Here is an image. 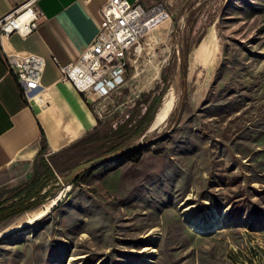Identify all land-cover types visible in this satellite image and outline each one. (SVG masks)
<instances>
[{
    "label": "rangeland",
    "instance_id": "1",
    "mask_svg": "<svg viewBox=\"0 0 264 264\" xmlns=\"http://www.w3.org/2000/svg\"><path fill=\"white\" fill-rule=\"evenodd\" d=\"M165 7L128 50L126 78L98 103L96 128L46 155L52 175L38 159L46 192L0 231L70 188L0 238V264H264V0ZM175 81L164 122L132 135ZM130 116L127 133L114 134ZM35 172L2 187L0 202ZM200 219L215 226L199 233L190 223Z\"/></svg>",
    "mask_w": 264,
    "mask_h": 264
},
{
    "label": "crops",
    "instance_id": "2",
    "mask_svg": "<svg viewBox=\"0 0 264 264\" xmlns=\"http://www.w3.org/2000/svg\"><path fill=\"white\" fill-rule=\"evenodd\" d=\"M26 1L0 0V18ZM106 1L33 0V6L41 14L37 28L25 36L15 32L0 38V189L23 176L26 180L30 171L38 166L43 136L47 144L46 158V155L67 148L96 128L97 105L102 98L85 96L62 78L60 66L76 62L97 34L101 8ZM129 1L139 2L145 8L158 2L170 7L177 2ZM211 40L209 38L208 44L212 43ZM27 53L41 56L44 69L41 86L26 98L10 73L5 58L8 54ZM31 181L13 200L0 202V206L23 202ZM45 191L46 187L41 193Z\"/></svg>",
    "mask_w": 264,
    "mask_h": 264
},
{
    "label": "built area",
    "instance_id": "3",
    "mask_svg": "<svg viewBox=\"0 0 264 264\" xmlns=\"http://www.w3.org/2000/svg\"><path fill=\"white\" fill-rule=\"evenodd\" d=\"M167 14L161 2L145 8L139 2L107 0L101 8L97 34L76 62L60 66L62 78L85 96L105 98L126 78L128 50ZM40 17L33 0L26 1L0 18V38L15 32L23 36L30 34L37 28ZM5 59L26 98L41 86L44 69L41 56L8 54Z\"/></svg>",
    "mask_w": 264,
    "mask_h": 264
},
{
    "label": "trees",
    "instance_id": "4",
    "mask_svg": "<svg viewBox=\"0 0 264 264\" xmlns=\"http://www.w3.org/2000/svg\"><path fill=\"white\" fill-rule=\"evenodd\" d=\"M163 79L165 81L166 77L164 76ZM164 92H165V88H162L161 92L157 96L154 97L151 104L147 107L144 114L140 118L135 120V125L133 128V134L132 135H139V134L143 133L148 128V126L151 124V122L154 119L155 112L161 103L162 96H163ZM132 121H133V117H131V116L128 117L123 123H121L117 126V128L113 131V133L117 134L118 136L125 135L127 133L126 129H127L128 125H130L132 123ZM84 140H87V138H84L83 141ZM46 149H47L46 139L43 136V143H42L40 152L38 154V159L41 161V163L44 166H46L48 173L50 175H52L53 174L52 170L48 166L47 159L44 157V153H45ZM116 149H114L112 151H115ZM35 170H36V172H35L34 179L31 181V183L26 188L24 201L25 200L28 201L31 197H34V196L40 197L41 191L48 185V181H46L43 178L44 176L42 175V173L40 171H38L37 168H35ZM24 201L20 202V203H16V204H11L9 206H0V220H3V219H6L10 216L22 213L23 211L30 209L31 207H33L37 203L36 200L28 201L26 203H24Z\"/></svg>",
    "mask_w": 264,
    "mask_h": 264
},
{
    "label": "bare ground",
    "instance_id": "5",
    "mask_svg": "<svg viewBox=\"0 0 264 264\" xmlns=\"http://www.w3.org/2000/svg\"><path fill=\"white\" fill-rule=\"evenodd\" d=\"M176 89H177V83L175 81L170 85V88L166 92L163 102H161L162 104L157 110L155 117L151 123V129L158 127L167 118L169 112L171 111L173 107L174 101H175ZM69 188L70 186L68 184H63L62 187L57 191V193L54 196L49 197L46 201H44V203L42 204L43 209L41 211L37 212L36 214L32 216H27L20 222L11 223L6 228L0 231V238L18 229H21L24 226L28 225L29 223L43 217L50 209H52L65 196ZM187 208L188 207H185L184 210H186ZM190 224L192 228L199 233L208 232L210 230L211 225L213 227L215 226V222H213L210 219L207 221L200 219Z\"/></svg>",
    "mask_w": 264,
    "mask_h": 264
},
{
    "label": "water",
    "instance_id": "6",
    "mask_svg": "<svg viewBox=\"0 0 264 264\" xmlns=\"http://www.w3.org/2000/svg\"><path fill=\"white\" fill-rule=\"evenodd\" d=\"M86 164H82V165H80V166H78L76 169H78V168H80V167H83V166H85Z\"/></svg>",
    "mask_w": 264,
    "mask_h": 264
}]
</instances>
